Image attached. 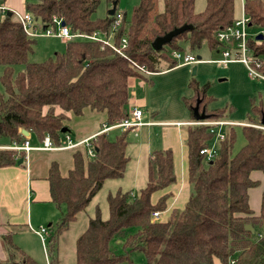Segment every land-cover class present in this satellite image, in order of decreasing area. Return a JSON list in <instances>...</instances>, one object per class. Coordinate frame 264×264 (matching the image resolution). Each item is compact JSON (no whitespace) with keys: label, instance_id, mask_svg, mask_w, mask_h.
Here are the masks:
<instances>
[{"label":"trees","instance_id":"1","mask_svg":"<svg viewBox=\"0 0 264 264\" xmlns=\"http://www.w3.org/2000/svg\"><path fill=\"white\" fill-rule=\"evenodd\" d=\"M110 1V0H109ZM115 12L92 17L99 0H34L25 1V9L43 30H55L52 17L60 18L71 32L91 34L98 31L118 44L127 38L126 57L108 45L89 39H68L62 52H55L40 62L28 61L34 40L23 29L11 11L0 17V138L20 143L24 128L42 140L48 135L59 144L61 128L65 127L67 112L82 114L88 108L105 113V123L112 125L129 117L127 79L141 75L132 62L156 72L160 60L167 68L177 65L162 52L199 48L206 43L217 48L215 32L234 19V0H205L204 8L196 12L194 0H139L131 9L129 19L121 14L116 31L112 24ZM161 3V6H160ZM244 12L249 16L250 28L264 27V0H243ZM189 26L173 36L160 49L151 47L152 41L174 28ZM253 54L262 61L264 72V36L249 38ZM24 65L15 71L14 65ZM189 86L194 95L184 98L190 112L199 100L205 108L206 119H217L225 108L208 110L211 100L192 79ZM232 107H229L231 109ZM264 124V101L250 100L247 123ZM219 140L217 153L206 160L200 149L208 145L213 134L209 125L186 124L187 176L190 194L183 208L173 209L166 219L153 218V211L166 208L170 194L163 193L155 202L153 192L174 181L171 149H153L147 158L146 182L136 194L130 190H116L107 194L108 217L102 218L95 207L87 226L75 239V264H133L129 253L140 251L146 264H212L217 258L222 264H264V189L260 195L259 212L250 208L248 190L259 184L250 173L264 171V129L242 125L245 143L232 152L235 141L233 126L227 125ZM129 128L110 137L105 131L89 140L93 155L84 159L81 151L72 154L73 166L62 176L57 162L50 163L47 180L52 202L65 206L58 231L76 218L100 189L105 179L123 176L128 162L126 146ZM23 151L0 149V166L14 164ZM251 224L254 231L245 229ZM17 264H40L5 237ZM122 248L117 252L112 242ZM19 254V255H18ZM50 264H58L51 257ZM54 259V260H53Z\"/></svg>","mask_w":264,"mask_h":264},{"label":"rangeland","instance_id":"2","mask_svg":"<svg viewBox=\"0 0 264 264\" xmlns=\"http://www.w3.org/2000/svg\"><path fill=\"white\" fill-rule=\"evenodd\" d=\"M32 2L34 0H25ZM139 0H117L116 12L118 14H125L126 20L129 19L131 9ZM205 0H195V10L204 8ZM113 2L110 0H99L98 6L92 14V17H103L112 7ZM161 6V3H160ZM198 11V10H197ZM21 12V11H20ZM242 12V1L234 0L233 14L235 18L240 17ZM19 15V14H18ZM16 16V15H15ZM37 27L40 25L37 24ZM59 26L55 25V30ZM51 30V28H49ZM257 28H249V31H255ZM38 34L32 35L34 43L32 51L28 53V61L40 62L47 57H51L55 52H62L65 48L64 39H60L52 34H43L41 27L38 28ZM52 31V30H51ZM54 33V32H52ZM102 36V35H100ZM183 54L192 53L197 60L193 64L179 65L167 70H162L166 65V60L163 59L157 65L159 72H151L136 75L138 80H143L144 85H136L129 87V97L133 96L136 99L135 104L143 111V118L150 117L151 114L155 119L163 121L166 125H172L174 121H186L191 117L190 109L185 103L184 98H190L194 95V89L189 86V81L194 80L199 89L204 88V92L211 98L207 104V109L215 110L216 108H225L224 113L217 119H206L205 121H222L227 118L231 121L241 122L247 121V114L249 115L250 100L254 98L255 102L259 100L264 101V80L255 79L248 75L246 66L239 60L228 61L223 63L221 51L215 48H209L206 43H202L199 48L189 50L187 44L183 43ZM166 53L168 58H172L171 50L166 46L162 50ZM193 65L196 66L195 73H191ZM14 70H24V65H14ZM2 66H0V74L2 73ZM132 91H134L132 93ZM0 93H4L3 87L0 84ZM229 107H232L229 109ZM128 109V107H127ZM195 124V123H191ZM251 124L261 125L264 129V124L259 121H253ZM198 125H200L198 123ZM207 125V124H204ZM228 125V124H227ZM233 126V125H231ZM185 128V125L180 126ZM228 126L215 127V133L212 138L208 140L209 146H216L218 148L219 138L217 136L218 130H224ZM235 130V141L232 152L235 153L244 143L245 139L241 132V126H233ZM144 129V128H143ZM135 129V133H128V144L126 146V153L129 157L126 170L120 178L105 179L100 189L93 196L88 205L76 214V218L71 221L66 228L56 233L55 220L57 215H63L65 206L62 204L57 209L55 205L50 204L52 217L44 225L45 228L50 229V236H54L56 241L53 245V256L55 249L57 250L58 264H75L74 261V242L76 237L85 230L88 219L94 214V207L100 209L101 217H108L107 194L115 192L116 190H130L132 194H136L138 190L146 182V161L148 150L162 147L164 140L170 139L171 135L163 131V127L158 125L153 128H145L147 132ZM166 129H175L174 126H168ZM122 131L121 128L111 129L108 132L110 137H114ZM214 144V145H213ZM84 147V145H82ZM81 146V147H82ZM70 150L67 155L69 156ZM66 155V154H65ZM66 155V156H67ZM251 178L259 179V184L251 189L252 193H256L264 188V171L255 170L251 172ZM251 204L256 207L257 202L254 203V198ZM161 219L166 218L165 214L160 216ZM51 222V225L47 224ZM36 228V229H35ZM38 227H31L29 233H25L22 237L32 245L34 255H31L38 263L47 264L48 259L45 251L47 239L45 244L42 243L41 237L38 234ZM58 230V229H57ZM50 238V237H49ZM48 238V239H49ZM113 247L117 252H122L120 244L116 240L112 242ZM52 247V246H51ZM52 247V248H53ZM56 258V257H55ZM129 260L133 264H146L143 254L136 250L129 253ZM10 264V263H9ZM17 264V263H11ZM127 264V262L121 263Z\"/></svg>","mask_w":264,"mask_h":264},{"label":"crops","instance_id":"3","mask_svg":"<svg viewBox=\"0 0 264 264\" xmlns=\"http://www.w3.org/2000/svg\"><path fill=\"white\" fill-rule=\"evenodd\" d=\"M194 9H195V0H194ZM202 9L203 8L196 9L195 11L198 12L201 11ZM242 10H244V8ZM6 11H11L14 14V16L16 15L15 16L16 18L18 14L21 15L24 13H29L25 9V0H0V17L3 16V14ZM36 25L37 24H33V27L30 28L33 35H36L38 34V32H40L38 31V28L40 26L37 27ZM249 28H250V24H249ZM41 31H44L43 28H41ZM52 31L54 32L51 33L52 35L60 38L61 40L64 39L63 42L65 45L66 39L56 35L57 30H52ZM216 49L218 50L219 47H217ZM188 54H192V53H188ZM30 62H35V61H30ZM166 65L160 71L170 69L167 68ZM179 65H183V64H177L174 67H177ZM195 70H196V66H195ZM156 72H159V70ZM137 80H138L137 76H131L128 77L127 79L128 99L126 104V110L128 113H130L131 110H133V108L140 109V107H138L135 104L136 99L133 96L129 97L130 85L135 86L137 82L139 83V85H144L143 80H138V81ZM133 92L134 91H132V93ZM202 109H204L205 112L204 107L199 109V111ZM190 113H191L190 114L191 117L189 120L174 121L171 122L172 125H166V123H164L163 121L155 119L152 114L150 117L147 116L143 118V111H142V120L147 123L139 127H136L139 133V130L141 131V129L143 128H144L143 131L147 132V129L145 128L150 129L158 125H161L163 127V131L171 135L170 139L164 140V144L162 147H157L162 149H167V148L171 149L172 158H173V171H174V181L167 187L153 192L151 195V201L155 202L158 199V197L163 193L168 192L170 194V196L167 198L166 201L165 210L159 212V218L162 214H165V216L167 217L171 212V210L173 209L183 208L190 194L191 185L188 182V176H187V146L185 142L187 134L185 128L180 127L182 125L197 122V120L193 117V113L192 112ZM66 115H67V119L65 121V127L67 128V130L61 132L62 133L60 138L61 142L64 141V135L66 134L71 140V142L82 141L81 144L73 148H59L52 150L33 148L30 149L25 156L20 157L22 158V161L20 163L16 162L14 164L0 166V264H9V263L11 264L14 262V260H12V249L5 240V237L7 236L10 237L11 243L13 245L17 246L24 253H26L28 256L33 258L31 256L34 255L33 252L34 250L32 248V245L29 242L27 243L22 236L25 233H29L31 227H38V226L39 228L43 227L42 225H44V223H46L52 217L51 207L49 206L50 204L53 205L55 204L51 200L50 192H49V183L47 180V174L50 163L52 161L57 162L60 174L62 176H66L69 169H71L73 166L72 154L75 150L81 151L84 159H86L87 157H89V155H87V149L90 144L89 140L91 138L95 137V135L99 132L105 131L106 133H108L109 131H111V129L119 128V127H114L108 130H104L103 126L107 125L105 123V113L91 110L88 108L84 109L82 114L80 115H74L71 112H67ZM205 120L206 118L200 121H205ZM222 121L228 122L222 126H227V124L233 126H237V125L242 126L245 124L252 126L255 125V124L253 125L251 123H247V121L235 122L227 118H224ZM168 126H174L175 129H166L168 128ZM219 131L223 132V130H218V132ZM134 134L136 135L135 131ZM27 136L29 137L30 146L37 147L41 144V141L36 139L34 135H31L29 131ZM11 142L12 141L6 137L0 138V145H9ZM82 145H84V147ZM68 150H70L69 156L66 153L68 152ZM152 150L153 149L148 150L147 158ZM146 166H147V161H146ZM253 180L259 181V179H253ZM251 189L248 190V201L250 208L253 210L255 214H257L259 212V206H260V195L264 188L258 190L257 194L252 193V195H251ZM252 198H254V203L255 201L257 202L256 207L251 204ZM55 207L57 209L59 208L60 210V207H57L56 205ZM94 211H95V207H94ZM59 221H60V217L58 214L55 220V224L58 225ZM47 225L50 226L51 222H49ZM57 229L58 227L56 226L55 234H57L58 232ZM44 236L45 239L44 240L41 239V240L43 244H45L46 239L48 241L45 246V251L48 259L47 264H50V261L52 259L51 257H54V259L57 261L56 249L53 256V250L55 247V246L53 247V245L55 244L56 239L54 236H50L49 228H47V232ZM74 258H75V247H74ZM212 264H222V263L219 261V259L214 258Z\"/></svg>","mask_w":264,"mask_h":264},{"label":"built area","instance_id":"4","mask_svg":"<svg viewBox=\"0 0 264 264\" xmlns=\"http://www.w3.org/2000/svg\"><path fill=\"white\" fill-rule=\"evenodd\" d=\"M243 3V0H241ZM243 9V5H242ZM121 14L117 15V18L114 20L112 27L113 31H116L118 26L121 22ZM17 19L21 23L25 32L32 36L33 33L31 32L30 28L33 27L34 20L30 13H24L21 15H17ZM52 21L55 25H58L59 28L56 32V35L68 39H89L92 41H99L103 45H108L111 47L115 52L118 54L126 57L124 53V48L127 46V38L125 36L121 37L118 44H115L111 39V35L104 37V35L98 31H94L91 34H85L81 32H71L68 26L61 24V19L57 18L56 16L52 17ZM53 31L50 29L44 30V34H51ZM257 34H262L264 36V27L258 28L257 30L251 32L249 31V16L242 10L240 17L235 18L230 24L226 25L225 27L219 28L215 32V39L218 43V47L222 54V61L223 63H227L228 61L232 60H239L241 61L247 69V73L250 77L255 79H262L264 80V72L261 71L260 66L262 61L259 60V57L253 54L252 48L250 47L248 40L249 38H254ZM102 35V36H100ZM257 40V39H255ZM172 59L176 61L177 64H191L195 63L197 60L194 58L192 54H183L182 51H171ZM133 66L138 69L140 72L150 73V71L146 70L143 66L138 65L135 62H132ZM142 120V110L139 108H133L129 113V117L123 119L120 122H117L112 125H104V130H108L110 128L119 127L122 129L129 128L132 133L136 127H139L143 124H146ZM195 124H207L209 125V131L212 134L215 133V126H222L228 122L226 121H197L194 122ZM258 128H263L261 125H254ZM219 139L224 137V133L219 131L217 133ZM24 140L20 143L12 141L9 145H0V149H13L16 151H23L24 156L26 153L33 148L36 149H44V150H52V149H59V148H73L81 144V142H71L69 137L65 134L64 141L59 144H53L51 139L48 135H45L41 140V144L37 147L30 146L29 144V137L24 136ZM200 153L204 155L205 159H211L217 153L216 146H209L200 149ZM87 155L92 156L93 150L88 146ZM153 218L159 217L158 211H153L151 213ZM47 232V228L40 227L38 230V234L40 235L41 239H45V234Z\"/></svg>","mask_w":264,"mask_h":264},{"label":"water","instance_id":"5","mask_svg":"<svg viewBox=\"0 0 264 264\" xmlns=\"http://www.w3.org/2000/svg\"><path fill=\"white\" fill-rule=\"evenodd\" d=\"M115 12V3L113 2L112 4V7L108 10V14L109 15H112L113 13ZM61 24H64L63 21H61ZM189 26H186V25H182L180 27H177V28H174L172 29L171 31H168L167 33L161 35V36H157L151 43V47L154 49V50H158L160 49L164 44L168 43L171 38L177 34H179L180 32L184 31L186 28H188ZM263 35L262 34H257L255 36V39L257 40H260L262 39ZM192 74L195 73V66L192 67ZM199 100L197 99L196 103L194 104V106L192 107V111H193V117L197 120V121H200V120H203L206 118V113L204 112V109L200 110L199 111ZM65 130H67L66 127H62L61 128V132H64ZM21 133L23 135H28V131L24 128H21L20 129ZM22 161V158H19L17 160V163H20ZM245 229L250 231V232H253L254 229L253 227L251 226V224H245Z\"/></svg>","mask_w":264,"mask_h":264}]
</instances>
